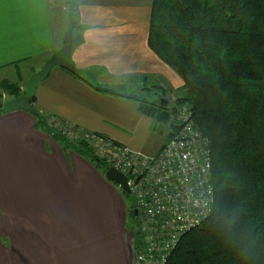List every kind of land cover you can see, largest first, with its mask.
<instances>
[{"label":"crops","instance_id":"obj_1","mask_svg":"<svg viewBox=\"0 0 264 264\" xmlns=\"http://www.w3.org/2000/svg\"><path fill=\"white\" fill-rule=\"evenodd\" d=\"M75 1L82 28L72 26L64 0H0V96H14L7 82L22 91L72 29L70 60L80 75L54 66L34 104L132 149L159 152L169 121L141 110L140 99L154 83L176 88L183 79L149 45L153 0ZM35 120L25 109L0 112V264H138L121 187Z\"/></svg>","mask_w":264,"mask_h":264},{"label":"trees","instance_id":"obj_2","mask_svg":"<svg viewBox=\"0 0 264 264\" xmlns=\"http://www.w3.org/2000/svg\"><path fill=\"white\" fill-rule=\"evenodd\" d=\"M64 3L72 26L84 27L76 1ZM148 42L183 79L180 99L192 103L213 152V207L182 234L165 264H264V0H153ZM4 87L13 95L21 92L16 83ZM35 97V126L107 170L109 162L87 141L73 140L50 124L56 116L39 109ZM163 98H141L140 108L167 120L171 111ZM124 194L128 227H139L135 197ZM135 233L137 248L138 228Z\"/></svg>","mask_w":264,"mask_h":264},{"label":"built area","instance_id":"obj_3","mask_svg":"<svg viewBox=\"0 0 264 264\" xmlns=\"http://www.w3.org/2000/svg\"><path fill=\"white\" fill-rule=\"evenodd\" d=\"M174 105L171 135L151 155L98 132L71 128L127 175L136 200L142 264H164L182 234L209 215L215 200L211 139L196 123L191 102ZM50 120L61 123L56 117Z\"/></svg>","mask_w":264,"mask_h":264},{"label":"water","instance_id":"obj_4","mask_svg":"<svg viewBox=\"0 0 264 264\" xmlns=\"http://www.w3.org/2000/svg\"><path fill=\"white\" fill-rule=\"evenodd\" d=\"M72 42L73 30L70 29L64 37L63 44L58 49V51L49 57L39 69L33 71L29 75L23 91L11 98H6L2 101V110L12 111L17 109H25L31 113H37V109L33 105L31 97L36 93L38 82L47 77L50 70L56 65L65 67L71 71L76 70L75 65L70 60ZM106 176L119 184L126 192L131 193L127 175L123 171L117 169L114 166H109L106 170Z\"/></svg>","mask_w":264,"mask_h":264},{"label":"rangeland","instance_id":"obj_5","mask_svg":"<svg viewBox=\"0 0 264 264\" xmlns=\"http://www.w3.org/2000/svg\"><path fill=\"white\" fill-rule=\"evenodd\" d=\"M67 8H68V5H67ZM150 22H151V20H150ZM21 84H24V83H21ZM146 84V86L148 85L150 88L153 86L150 82H148V83H145ZM154 85H157L156 86V88H155V91L154 92H152V90H150V91H148L147 93L146 92H144L143 90H141L142 88H143V86L144 85H141V87H140V84H138V87H137V89H138V93H142V94H147V96H144V97H147V99L148 98H152V99H154V98H158V97H162V95L163 96H165L166 97V101L167 102H165V105L166 106H169L170 107V111H171V109H172V106H175L174 104H178L180 101H183V100H181L180 99V96H182L184 93H185V90L184 89H178V87H176V88H167L165 85H163V84H161V83H154ZM161 87V89L162 90H157V88L158 87ZM21 88V87H20ZM24 89V88H23ZM23 91V90H22ZM21 91V92H22ZM134 92H136V91H134ZM157 94V95H156ZM0 99L3 101L4 99H3V96H1L0 97ZM155 99V100H156ZM192 104V103H191ZM50 119V118H49ZM56 119H59L60 121H61V123H53V122H51V120H49V122H50V124L51 125H53L55 128H57V129H59L62 133H66L67 134V136H69L70 138H72L73 140H79V139H81V138H79V137H76V136H79V135H77L78 134V132H76L75 130H72L71 128H73V129H79V130H81L80 129V127H78L77 125H75V124H73V123H71V122H69V121H63V120H61L60 118H56ZM167 121H169V125H170V131L172 132V130H173V128H174V125L176 124L175 123V120L173 119V117L170 115V118H168L167 119ZM66 123V125L67 126H69V127H66L65 128V124ZM37 129H39V130H41V131H43V132H45L46 134H49V136H51V138H53V139H55V137L52 135V134H50L48 131H46L45 129H43V128H40V127H36ZM65 129H66V131H65ZM70 131V132H69ZM170 136V135H169ZM85 140V139H84ZM85 141H87L91 146H92V148H93V150H94V152L98 155V151L96 150V148L88 141V140H85ZM164 146V145H163ZM162 146V147H163ZM162 149V148H161ZM146 154H149V155H151V154H153V153H147V152H145ZM99 156V155H98ZM99 157H101V156H99ZM212 170H213V166H212ZM213 183H214V181H213ZM119 185V184H118ZM120 186V185H119ZM121 187V186H120ZM214 189H215V186H214ZM121 190L123 191V193L125 192V190L121 187ZM137 214V213H136ZM133 227L134 228H132V227H130L129 226V230H131V233H132V231L135 233V231L137 230V228H138V226H134L133 225ZM139 229V228H138ZM140 232V231H139ZM137 239V237H136V233H135V240ZM141 243V242H140ZM140 245V244H139ZM177 245V244H176ZM139 247V246H138ZM138 247L136 248L135 247V250H136V256H137V261H138V264H142V262H141V260H140V258L138 257ZM176 247V246H175ZM174 250V249H173ZM173 250H172V252H173ZM171 252V253H172ZM171 255V254H170ZM169 259V258H168ZM168 261V260H167ZM166 261V262H167ZM165 262V263H166ZM164 263V264H165Z\"/></svg>","mask_w":264,"mask_h":264},{"label":"flooded vegetation","instance_id":"obj_6","mask_svg":"<svg viewBox=\"0 0 264 264\" xmlns=\"http://www.w3.org/2000/svg\"><path fill=\"white\" fill-rule=\"evenodd\" d=\"M135 213H136V210H135Z\"/></svg>","mask_w":264,"mask_h":264}]
</instances>
